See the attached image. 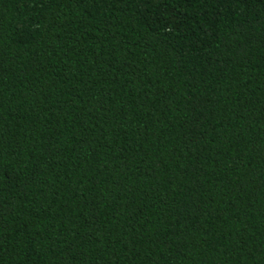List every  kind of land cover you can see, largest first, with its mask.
Instances as JSON below:
<instances>
[{"label": "trees", "instance_id": "1", "mask_svg": "<svg viewBox=\"0 0 264 264\" xmlns=\"http://www.w3.org/2000/svg\"><path fill=\"white\" fill-rule=\"evenodd\" d=\"M0 264H264V0H0Z\"/></svg>", "mask_w": 264, "mask_h": 264}]
</instances>
